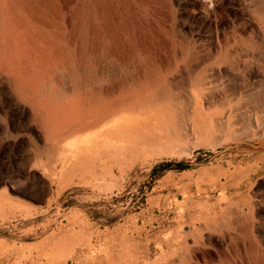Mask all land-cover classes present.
I'll return each instance as SVG.
<instances>
[{"label":"rangeland","instance_id":"374dc122","mask_svg":"<svg viewBox=\"0 0 264 264\" xmlns=\"http://www.w3.org/2000/svg\"><path fill=\"white\" fill-rule=\"evenodd\" d=\"M199 1L170 0L160 25L195 44L256 28L249 0L237 16ZM72 10L64 8L67 29ZM156 25L152 41L133 47L117 33L98 49L79 40V57L45 90L88 104L99 92L113 102L157 95L159 87L141 89L168 54ZM168 77L170 96L155 108L119 109L56 145L51 124L0 74V264H264V124L247 123L252 106L222 91L178 100L175 85L188 78ZM180 160L186 169L153 178L155 165Z\"/></svg>","mask_w":264,"mask_h":264},{"label":"bare ground","instance_id":"6f19581e","mask_svg":"<svg viewBox=\"0 0 264 264\" xmlns=\"http://www.w3.org/2000/svg\"><path fill=\"white\" fill-rule=\"evenodd\" d=\"M239 1L206 0L213 9L228 7L234 16L240 13H237ZM246 2L255 14L256 28L249 27V35L232 32L221 41L215 34V39L208 38L207 44H195L178 35V30L160 25V11L165 4L170 6V0H84L80 9L71 5L72 0H15L13 3L0 0L5 11L1 22L4 28H0V74L7 76L16 100L36 110L51 124L50 138L56 145L67 135L104 126L119 109L155 108L158 101L170 96L168 76L188 78V84L184 83L187 86L180 81L176 85L172 83L182 93L176 95L178 100L190 95L200 96L205 90L209 94L222 91L249 103L253 114L246 122L261 125L264 124V0ZM194 3L200 1L194 0ZM69 6L73 10L68 18L71 27L67 29L63 12ZM155 25L169 41L168 54L157 60V68L145 78L141 89L159 87L157 95L136 94L113 102L107 93L99 92L97 96L92 95L88 104L82 98H57L52 88L45 90L52 87L53 74L70 55L79 57L80 50L76 53L79 40L89 38L98 49L101 45L108 47L113 34L117 33L133 47L140 39V43L148 38L152 41ZM218 76L226 78L225 83L221 82L222 90L212 83Z\"/></svg>","mask_w":264,"mask_h":264},{"label":"trees","instance_id":"16d2710c","mask_svg":"<svg viewBox=\"0 0 264 264\" xmlns=\"http://www.w3.org/2000/svg\"><path fill=\"white\" fill-rule=\"evenodd\" d=\"M188 167L187 162L184 160L180 161H163L155 165L151 169V173L154 175L153 178L158 177L162 172L170 169L183 170Z\"/></svg>","mask_w":264,"mask_h":264}]
</instances>
